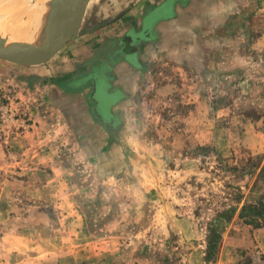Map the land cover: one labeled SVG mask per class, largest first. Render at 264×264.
Returning <instances> with one entry per match:
<instances>
[{"label": "rangeland", "instance_id": "rangeland-1", "mask_svg": "<svg viewBox=\"0 0 264 264\" xmlns=\"http://www.w3.org/2000/svg\"><path fill=\"white\" fill-rule=\"evenodd\" d=\"M103 1L140 64L107 124H34L0 59V264H264V0Z\"/></svg>", "mask_w": 264, "mask_h": 264}, {"label": "crops", "instance_id": "crops-1", "mask_svg": "<svg viewBox=\"0 0 264 264\" xmlns=\"http://www.w3.org/2000/svg\"><path fill=\"white\" fill-rule=\"evenodd\" d=\"M176 2H158L144 18L151 17L167 4L171 5L173 11L176 7L180 10ZM111 5L108 7L103 0L90 1L81 34L63 47L56 55V62L46 64L49 60L39 65L10 68V73L15 74L18 81L33 84L34 90H38L39 102L32 101L34 124H38L37 121L39 124H85L82 123L84 120L88 124H107V121H111L110 117H101V121L97 117L92 120L83 115L89 112L111 115L119 111L121 97L125 94L120 86L126 88L127 83L130 84V76L136 77L140 64L125 51L126 45L121 46L125 43L120 38L123 31H117L120 24L118 19L127 8L124 10L120 6L113 7V3ZM126 15L133 16V10L130 9ZM155 23H158L157 19ZM129 26L126 25L124 32ZM116 45L121 47L115 48ZM92 90L96 91L94 95ZM57 116L60 121L50 123Z\"/></svg>", "mask_w": 264, "mask_h": 264}, {"label": "water", "instance_id": "water-1", "mask_svg": "<svg viewBox=\"0 0 264 264\" xmlns=\"http://www.w3.org/2000/svg\"><path fill=\"white\" fill-rule=\"evenodd\" d=\"M90 1L55 0V10L48 22L46 37L39 45L25 39L10 40L0 35V59L25 66L51 60L68 42L81 34Z\"/></svg>", "mask_w": 264, "mask_h": 264}, {"label": "bare ground", "instance_id": "bare-ground-1", "mask_svg": "<svg viewBox=\"0 0 264 264\" xmlns=\"http://www.w3.org/2000/svg\"><path fill=\"white\" fill-rule=\"evenodd\" d=\"M3 7L12 12L9 22L6 18L0 19V28L13 32L10 40L25 39L36 45L44 41L48 22L55 10V0H38L34 5L28 4L27 0H0V11ZM20 14H25L24 20L29 15L30 22L24 24V20L17 19Z\"/></svg>", "mask_w": 264, "mask_h": 264}, {"label": "trees", "instance_id": "trees-1", "mask_svg": "<svg viewBox=\"0 0 264 264\" xmlns=\"http://www.w3.org/2000/svg\"><path fill=\"white\" fill-rule=\"evenodd\" d=\"M242 215H244V218L246 219L247 222L256 223L260 225L261 223L260 218L264 216V200L261 199L259 203H256V204L249 203V204L244 205ZM215 249H216V246L211 245L209 255L214 254Z\"/></svg>", "mask_w": 264, "mask_h": 264}]
</instances>
